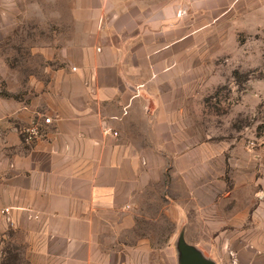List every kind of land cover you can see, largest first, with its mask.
Instances as JSON below:
<instances>
[{"label":"crops","instance_id":"obj_1","mask_svg":"<svg viewBox=\"0 0 264 264\" xmlns=\"http://www.w3.org/2000/svg\"><path fill=\"white\" fill-rule=\"evenodd\" d=\"M61 1L56 26L79 60L0 96V231L15 234L27 264H152L166 244L146 224L151 167L165 170L179 134L157 75L182 56L186 0ZM136 74L152 77L136 84ZM33 122L42 134L28 139Z\"/></svg>","mask_w":264,"mask_h":264},{"label":"rangeland","instance_id":"obj_2","mask_svg":"<svg viewBox=\"0 0 264 264\" xmlns=\"http://www.w3.org/2000/svg\"><path fill=\"white\" fill-rule=\"evenodd\" d=\"M202 1L186 0L182 56L167 57L157 75L179 134L167 139L165 170L164 160L151 167L146 224L152 242L166 244L152 264H264V0H214L208 11ZM67 5L0 0V96L52 72L56 80L79 60L56 26ZM0 264H27L11 231H0Z\"/></svg>","mask_w":264,"mask_h":264},{"label":"built area","instance_id":"obj_3","mask_svg":"<svg viewBox=\"0 0 264 264\" xmlns=\"http://www.w3.org/2000/svg\"><path fill=\"white\" fill-rule=\"evenodd\" d=\"M50 120H51L50 117H44L43 123H49ZM25 133L28 135L27 136L28 139L39 137L42 134L40 126L35 122H33L30 127L25 129ZM113 134H117V133L113 132ZM2 212L5 213L8 212V208H4Z\"/></svg>","mask_w":264,"mask_h":264},{"label":"water","instance_id":"obj_4","mask_svg":"<svg viewBox=\"0 0 264 264\" xmlns=\"http://www.w3.org/2000/svg\"><path fill=\"white\" fill-rule=\"evenodd\" d=\"M180 247H182L181 244H180ZM187 259H188V255H187ZM187 262H188L187 264H197V263H195V262H193V261H191V260H189V259H188Z\"/></svg>","mask_w":264,"mask_h":264}]
</instances>
